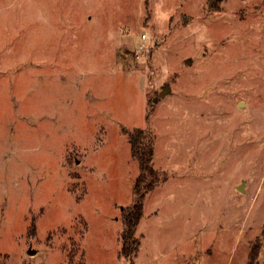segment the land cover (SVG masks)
<instances>
[{
    "label": "rangeland",
    "instance_id": "374dc122",
    "mask_svg": "<svg viewBox=\"0 0 264 264\" xmlns=\"http://www.w3.org/2000/svg\"><path fill=\"white\" fill-rule=\"evenodd\" d=\"M263 230L264 0H0V264H264Z\"/></svg>",
    "mask_w": 264,
    "mask_h": 264
},
{
    "label": "trees",
    "instance_id": "16d2710c",
    "mask_svg": "<svg viewBox=\"0 0 264 264\" xmlns=\"http://www.w3.org/2000/svg\"><path fill=\"white\" fill-rule=\"evenodd\" d=\"M125 137L130 156L136 161L138 174L133 180L131 189L132 203L122 212V231L120 233V258L130 260L137 254L139 241L135 229L143 216L146 196L161 183L162 178L153 165V137L144 129H130ZM264 237V230L262 232ZM260 253L258 245L252 246L248 253V264H255Z\"/></svg>",
    "mask_w": 264,
    "mask_h": 264
},
{
    "label": "built area",
    "instance_id": "2783aa9c",
    "mask_svg": "<svg viewBox=\"0 0 264 264\" xmlns=\"http://www.w3.org/2000/svg\"><path fill=\"white\" fill-rule=\"evenodd\" d=\"M147 42H148V38L146 37V35L145 34L141 35V37H140V44L137 47L139 54H136V56H135L136 59H138V57L140 56V54L142 52L148 50L149 46H148Z\"/></svg>",
    "mask_w": 264,
    "mask_h": 264
},
{
    "label": "water",
    "instance_id": "95a60500",
    "mask_svg": "<svg viewBox=\"0 0 264 264\" xmlns=\"http://www.w3.org/2000/svg\"><path fill=\"white\" fill-rule=\"evenodd\" d=\"M169 92H170V88L168 86L162 87L160 92L158 93V98H162L164 95L168 94ZM237 190L242 193L243 192V185L242 184L239 185L237 187Z\"/></svg>",
    "mask_w": 264,
    "mask_h": 264
}]
</instances>
